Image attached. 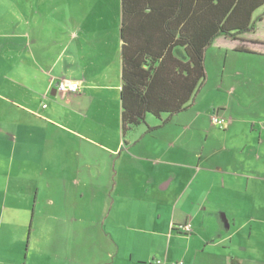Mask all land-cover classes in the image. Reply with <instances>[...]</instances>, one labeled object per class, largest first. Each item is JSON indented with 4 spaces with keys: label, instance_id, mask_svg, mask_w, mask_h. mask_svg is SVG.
<instances>
[{
    "label": "crops",
    "instance_id": "crops-1",
    "mask_svg": "<svg viewBox=\"0 0 264 264\" xmlns=\"http://www.w3.org/2000/svg\"><path fill=\"white\" fill-rule=\"evenodd\" d=\"M135 18L125 26L124 0H0V264L252 257L257 227L237 216L264 193V4L251 31L206 49V77L186 110L166 124L169 114H147L125 132L122 28L140 32L143 53L167 56L163 69L173 71L170 56L189 60L175 45L179 31L199 30L204 16H156L145 26ZM212 49L226 98L198 111ZM65 81L83 90L62 94ZM251 87L262 94L248 96ZM187 224L191 232L179 229Z\"/></svg>",
    "mask_w": 264,
    "mask_h": 264
},
{
    "label": "trees",
    "instance_id": "trees-1",
    "mask_svg": "<svg viewBox=\"0 0 264 264\" xmlns=\"http://www.w3.org/2000/svg\"><path fill=\"white\" fill-rule=\"evenodd\" d=\"M262 4L264 0H124L125 26L130 16H134V20L135 17H144L140 21L142 26L152 17L155 20L156 16L177 14L184 18L198 13L204 16L199 30L193 33L186 29L179 31L175 45L185 48L189 60L185 64L170 56L167 65L170 61H177L173 71L163 69L167 56L143 53L149 48L137 42V38L142 37L140 32L128 33L125 26L122 28L124 131L144 124L147 114L155 117L169 114L166 124L174 115L186 110L197 83L206 77V49L219 36L235 38L251 31L252 15ZM175 38L173 35L172 41ZM161 58L160 65L155 66ZM144 65L148 68L144 69Z\"/></svg>",
    "mask_w": 264,
    "mask_h": 264
},
{
    "label": "rangeland",
    "instance_id": "rangeland-1",
    "mask_svg": "<svg viewBox=\"0 0 264 264\" xmlns=\"http://www.w3.org/2000/svg\"><path fill=\"white\" fill-rule=\"evenodd\" d=\"M207 67L210 73V81L208 82L206 88L203 91V95L200 98L199 107L197 108L198 111H208L211 109L212 104L219 103L220 100L222 101L226 98V95L219 88V78L224 71V65L222 60L215 56L214 49H212L208 55ZM247 90L248 96L251 97L262 94L261 92L259 93V88L257 87L247 88ZM262 92L264 94V90H262ZM240 93L245 92L240 91ZM204 124L207 128L211 127L206 119ZM251 203L252 204H248L247 214H244V216L238 215L239 212H236V215H238L237 218L239 220H241L243 217L248 220H253V225L257 227L253 232V237L248 239V242L252 246L250 250L252 257H249L245 264H264V193L261 199L254 198L253 202ZM251 206L253 207V210H249ZM261 227H263V229Z\"/></svg>",
    "mask_w": 264,
    "mask_h": 264
},
{
    "label": "built area",
    "instance_id": "built-area-1",
    "mask_svg": "<svg viewBox=\"0 0 264 264\" xmlns=\"http://www.w3.org/2000/svg\"><path fill=\"white\" fill-rule=\"evenodd\" d=\"M59 91L62 94H79L83 90V85L80 82L77 81H65L59 84ZM213 124L221 129H226L228 124L227 121L220 117L219 115L215 114L212 117ZM179 229L189 233L192 231V225H182L179 226ZM154 264H165V261L163 259H157ZM171 264H184L183 262H173Z\"/></svg>",
    "mask_w": 264,
    "mask_h": 264
}]
</instances>
